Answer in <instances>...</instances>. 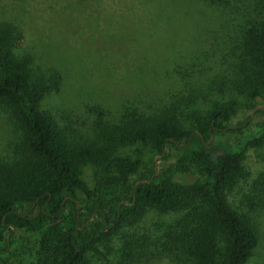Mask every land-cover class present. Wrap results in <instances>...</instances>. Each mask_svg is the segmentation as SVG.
<instances>
[{"label":"trees","instance_id":"16d2710c","mask_svg":"<svg viewBox=\"0 0 264 264\" xmlns=\"http://www.w3.org/2000/svg\"><path fill=\"white\" fill-rule=\"evenodd\" d=\"M196 2L213 21L199 27L203 49L184 57L170 100L147 111L124 108L86 134L43 108L61 77L34 67L20 49V26L0 20V113L16 133L10 155L0 157V243L6 249L4 235L13 230L36 235L22 264H246L252 257L264 168L252 175L244 162L250 150L264 165V122L257 138L220 147L211 139L238 132L228 123L239 99L264 93V0ZM133 146L162 160L170 146L174 162L159 176L151 166L130 182L141 162L121 150ZM85 168L92 188L81 178ZM22 206L35 212H19ZM151 213L156 223L141 230Z\"/></svg>","mask_w":264,"mask_h":264},{"label":"rangeland","instance_id":"374dc122","mask_svg":"<svg viewBox=\"0 0 264 264\" xmlns=\"http://www.w3.org/2000/svg\"><path fill=\"white\" fill-rule=\"evenodd\" d=\"M196 3V0H0V20H11L20 26L24 35L20 49L30 54L34 67L54 69L61 77L59 91L44 99L43 108L60 124L86 134L96 123H109L124 108L147 111L170 100L173 88L178 85L176 70L185 67H181L184 57H189L196 47L203 49L205 35L199 27H208L209 20L213 21L208 13L199 15ZM261 110L264 93L253 102L239 99V107L228 123L229 127H237L238 132L218 134L211 143L220 147L239 138H257L264 122ZM15 142L13 127L0 113V157L9 156ZM121 153L141 162L130 182L145 177L151 166L155 176L161 175L176 155L170 146L165 148L168 156L165 160L141 146L123 149ZM244 164L252 175L264 168L250 150L245 153ZM81 178L89 188L93 187L91 169L85 168ZM175 178L186 182L193 176L177 174ZM245 185L240 184L229 197L231 204L238 200ZM17 209L35 212L26 206ZM157 219L155 214H148L141 230L151 228ZM256 222L259 244L246 264H264V212ZM4 236H10L11 242L6 249L0 243V264L24 263V250L34 246L36 235L13 230L11 235L7 232Z\"/></svg>","mask_w":264,"mask_h":264}]
</instances>
